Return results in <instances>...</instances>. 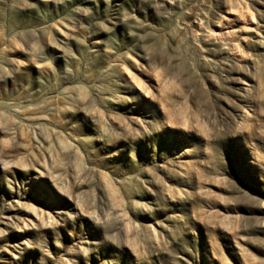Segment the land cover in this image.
<instances>
[{
  "label": "rangeland",
  "instance_id": "374dc122",
  "mask_svg": "<svg viewBox=\"0 0 264 264\" xmlns=\"http://www.w3.org/2000/svg\"><path fill=\"white\" fill-rule=\"evenodd\" d=\"M0 264H264V0H0Z\"/></svg>",
  "mask_w": 264,
  "mask_h": 264
}]
</instances>
